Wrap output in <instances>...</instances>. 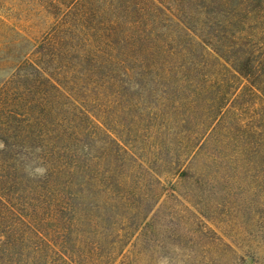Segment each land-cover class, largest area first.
Returning <instances> with one entry per match:
<instances>
[{
	"label": "rangeland",
	"instance_id": "obj_1",
	"mask_svg": "<svg viewBox=\"0 0 264 264\" xmlns=\"http://www.w3.org/2000/svg\"><path fill=\"white\" fill-rule=\"evenodd\" d=\"M247 1L230 0L238 13L247 12L242 4L262 7L251 32L263 39L257 49L264 63V0ZM58 2L0 0V89L15 76L16 58L31 55L58 20L68 19ZM124 9L113 6L116 17ZM177 41L180 50L162 57L184 72L192 69L187 40L180 34ZM205 50L198 48L199 61ZM240 55L230 54V75L206 54L212 78L120 84L115 98L89 104L100 127L86 140L87 231L103 252L126 245L117 264H236L262 241L264 77L233 74ZM38 169L45 173L33 159L30 175L43 176Z\"/></svg>",
	"mask_w": 264,
	"mask_h": 264
},
{
	"label": "trees",
	"instance_id": "obj_2",
	"mask_svg": "<svg viewBox=\"0 0 264 264\" xmlns=\"http://www.w3.org/2000/svg\"><path fill=\"white\" fill-rule=\"evenodd\" d=\"M61 1L57 9L68 19L58 20L31 55L16 58L15 76L0 89V264H117L125 254L126 245L103 252L89 241L86 140L100 127L90 103L115 98L120 84L212 78L206 54L229 75L230 54H241L232 73L264 77L257 49L263 39L251 32L262 22L259 5L242 4L247 12L238 13L230 0ZM117 3L125 7L120 17ZM180 34L185 50L195 49L184 72L162 57L180 50ZM198 48L206 49L200 61ZM33 159L42 161L43 176L30 175ZM235 263L264 264V237Z\"/></svg>",
	"mask_w": 264,
	"mask_h": 264
},
{
	"label": "clouds",
	"instance_id": "obj_3",
	"mask_svg": "<svg viewBox=\"0 0 264 264\" xmlns=\"http://www.w3.org/2000/svg\"><path fill=\"white\" fill-rule=\"evenodd\" d=\"M37 172H38L40 175H43V174H44V169H38Z\"/></svg>",
	"mask_w": 264,
	"mask_h": 264
}]
</instances>
